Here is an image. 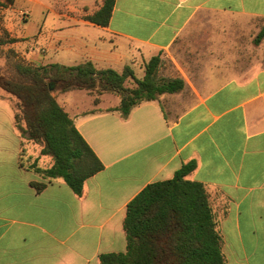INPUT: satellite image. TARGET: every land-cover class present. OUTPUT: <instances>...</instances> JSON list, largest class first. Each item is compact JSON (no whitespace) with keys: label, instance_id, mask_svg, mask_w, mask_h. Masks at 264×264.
I'll return each instance as SVG.
<instances>
[{"label":"crops","instance_id":"0c3cea01","mask_svg":"<svg viewBox=\"0 0 264 264\" xmlns=\"http://www.w3.org/2000/svg\"><path fill=\"white\" fill-rule=\"evenodd\" d=\"M64 3L53 11L42 0H0V37L9 39L1 48L35 66H68V57L117 72H142L158 56L157 78L183 87L126 117L112 110L115 94L53 91L103 166L80 197L19 165L21 155L39 168L52 161L15 127L14 99L0 89V264H100L101 255L124 252L127 204L188 163L195 168L185 179L207 192L225 264H264V38L255 43L264 0H115L104 27L86 20L101 4L81 12ZM58 10L74 34L47 39L45 11ZM80 91L90 108L77 101Z\"/></svg>","mask_w":264,"mask_h":264},{"label":"trees","instance_id":"16d2710c","mask_svg":"<svg viewBox=\"0 0 264 264\" xmlns=\"http://www.w3.org/2000/svg\"><path fill=\"white\" fill-rule=\"evenodd\" d=\"M114 3L102 0L86 20L107 26ZM262 38L264 27L255 43ZM9 51L0 66V89L14 99L15 127L28 141L39 145L41 156L52 161L49 167L39 168L36 160L21 155L19 165L46 179L60 178L78 197L85 180L103 166L57 103L53 91L115 94L120 103L112 110L126 117L137 104L183 87L180 80L157 78L158 56L145 64L144 74L138 79L130 66L121 72L97 69L91 61L74 66H35L15 60V52ZM127 81L133 85L126 86ZM194 168V163L183 165L172 178L148 184L127 204L123 220L125 251L101 255L100 264H225L207 192L202 184L185 179ZM32 186L40 191L45 185Z\"/></svg>","mask_w":264,"mask_h":264},{"label":"rangeland","instance_id":"374dc122","mask_svg":"<svg viewBox=\"0 0 264 264\" xmlns=\"http://www.w3.org/2000/svg\"><path fill=\"white\" fill-rule=\"evenodd\" d=\"M42 1H44L47 4V6L53 11L56 10L55 8H57L59 10H62L63 7H64V4H65L64 1H66L69 6H71L72 8L75 7L76 9H78L76 11H81L82 12L84 8H87V10L91 12V11L96 9L101 4L102 0H42ZM59 10L57 11V13L45 11V17H46V20H47V22L45 23V33H46L47 39H50L51 36L60 37L61 39H64L65 37H69L72 34H74V33H71L72 31H70L68 29L69 25H73L74 22L66 20L65 18H61L58 15L59 14ZM62 11H64V10H62ZM71 11H73V10H71ZM71 15H77V14L72 12ZM39 18H40L39 13H36L35 16H31V20L32 21H31L29 30H32V29L36 28V22L39 20ZM59 24H63L65 27L64 28H62V27L58 28ZM0 30H1V27H0ZM76 32H77L76 35H78L79 34L78 31H76ZM8 40H9L8 37L5 36V35L0 37V58H2L0 66L4 65L6 54L10 52L8 49L5 50V49L1 48V45L3 43L8 42ZM48 56L52 57V58H55L56 57V52L51 50V51L48 52ZM14 58L17 61H21L22 60L19 51L15 52V57ZM62 61H64L65 65H68V66L75 65L76 63H78V62H69V58L68 57L63 59ZM134 72H135L136 78H138V79H140L143 76V74H144V71L141 72L139 67L135 68ZM125 85L131 87L133 84H132V82L127 81ZM84 94H86L84 91L77 92V95L80 98L82 97V99H77V101L86 102V103L83 104L84 108L85 107L90 108V106H89V98L86 95H84ZM103 106L104 105H100L99 107L101 108ZM31 148L39 149V145L32 144ZM28 158H31V157H28ZM40 158L45 160V161H50L51 160L49 157L40 156ZM25 159H27V156H25Z\"/></svg>","mask_w":264,"mask_h":264}]
</instances>
